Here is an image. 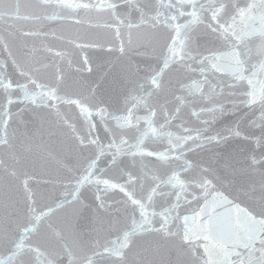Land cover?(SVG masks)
<instances>
[{
	"label": "snow or ice",
	"instance_id": "snow-or-ice-1",
	"mask_svg": "<svg viewBox=\"0 0 264 264\" xmlns=\"http://www.w3.org/2000/svg\"><path fill=\"white\" fill-rule=\"evenodd\" d=\"M0 264H264V0H0Z\"/></svg>",
	"mask_w": 264,
	"mask_h": 264
}]
</instances>
